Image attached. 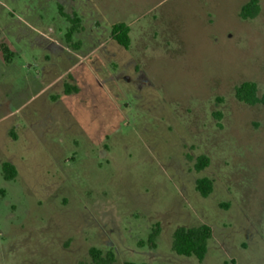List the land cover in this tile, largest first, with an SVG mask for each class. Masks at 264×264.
Here are the masks:
<instances>
[{"label": "rangeland", "instance_id": "374dc122", "mask_svg": "<svg viewBox=\"0 0 264 264\" xmlns=\"http://www.w3.org/2000/svg\"><path fill=\"white\" fill-rule=\"evenodd\" d=\"M249 1L0 0V264H93L92 248L114 264H264V106L235 96L264 93V0L244 20ZM60 8L81 19L79 49ZM201 225L205 260L176 254V229Z\"/></svg>", "mask_w": 264, "mask_h": 264}, {"label": "trees", "instance_id": "16d2710c", "mask_svg": "<svg viewBox=\"0 0 264 264\" xmlns=\"http://www.w3.org/2000/svg\"><path fill=\"white\" fill-rule=\"evenodd\" d=\"M260 12L259 0H250L245 4L240 12V17L244 20L254 19L258 16ZM60 14L67 18L72 26L67 31L65 38L66 42L73 46L75 49H79L80 44H75L73 42V36L80 32L82 29L81 19L75 14L74 17H71L68 14H65L60 8ZM130 28L125 23H117L113 25L112 28V38L119 45L128 49L131 44L130 39ZM1 37V30H0ZM2 53L4 54L5 60L9 62L12 58V53L7 46L3 43L0 46ZM77 91L76 88L73 89ZM66 94L71 93L70 86H66ZM235 96L238 101L249 105L264 106V93L259 95L258 86L254 82H244L241 85L235 88ZM220 117V114L218 115ZM209 161L206 157H201L196 164V170L202 171L207 167ZM2 173L7 181H12L16 179L18 175L17 168L9 163L5 162L2 164ZM197 191L203 198H207L213 192V184L207 178H203L197 181L196 185ZM160 235V226L159 224L152 230V233L149 236L148 244L151 248H156L157 238ZM213 236V229L209 225H201L197 227H179L173 234V243L172 250L181 256L185 257H195L199 262H203L208 254L209 250V241ZM90 255L93 259V264H114L116 262V256L113 251H108L107 253L102 252L101 250L92 248L90 250ZM125 264H149V263H134L126 262Z\"/></svg>", "mask_w": 264, "mask_h": 264}]
</instances>
